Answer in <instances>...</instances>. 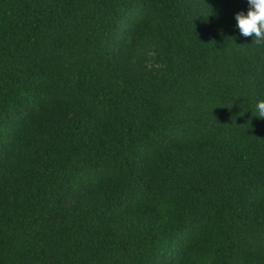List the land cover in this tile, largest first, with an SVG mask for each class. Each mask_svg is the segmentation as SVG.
Returning <instances> with one entry per match:
<instances>
[{
	"label": "trees",
	"instance_id": "trees-1",
	"mask_svg": "<svg viewBox=\"0 0 264 264\" xmlns=\"http://www.w3.org/2000/svg\"><path fill=\"white\" fill-rule=\"evenodd\" d=\"M248 8L0 0V264H264Z\"/></svg>",
	"mask_w": 264,
	"mask_h": 264
},
{
	"label": "clouds",
	"instance_id": "clouds-1",
	"mask_svg": "<svg viewBox=\"0 0 264 264\" xmlns=\"http://www.w3.org/2000/svg\"><path fill=\"white\" fill-rule=\"evenodd\" d=\"M249 5L247 14L238 12L235 14L237 27L240 34L245 37H255L256 43L264 42V0H247ZM258 118H264V99L257 101Z\"/></svg>",
	"mask_w": 264,
	"mask_h": 264
}]
</instances>
